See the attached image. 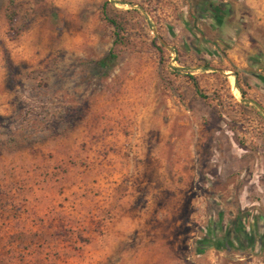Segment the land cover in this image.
Wrapping results in <instances>:
<instances>
[{"label":"rangeland","instance_id":"obj_1","mask_svg":"<svg viewBox=\"0 0 264 264\" xmlns=\"http://www.w3.org/2000/svg\"><path fill=\"white\" fill-rule=\"evenodd\" d=\"M258 10L0 0V264H264Z\"/></svg>","mask_w":264,"mask_h":264},{"label":"trees","instance_id":"obj_2","mask_svg":"<svg viewBox=\"0 0 264 264\" xmlns=\"http://www.w3.org/2000/svg\"><path fill=\"white\" fill-rule=\"evenodd\" d=\"M102 15L104 16L105 20L108 23H110V25H112L114 27L115 30H119V27L116 25V23L108 18L107 13H106L105 5L102 7ZM113 60H116V56L114 55V53L112 52V50H110V52H109L108 56L106 57V59L101 60L98 63V66H99V68L101 70L108 69L109 68V63H110L109 61H113ZM194 88H195L196 93L199 95V97L203 99L204 96L201 94V92H200L197 84H194Z\"/></svg>","mask_w":264,"mask_h":264},{"label":"crops","instance_id":"obj_3","mask_svg":"<svg viewBox=\"0 0 264 264\" xmlns=\"http://www.w3.org/2000/svg\"><path fill=\"white\" fill-rule=\"evenodd\" d=\"M243 1V0H242ZM245 5L248 6V8L252 11V12H258V3H260V0H244ZM241 260V258H239V261Z\"/></svg>","mask_w":264,"mask_h":264}]
</instances>
